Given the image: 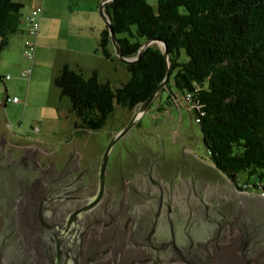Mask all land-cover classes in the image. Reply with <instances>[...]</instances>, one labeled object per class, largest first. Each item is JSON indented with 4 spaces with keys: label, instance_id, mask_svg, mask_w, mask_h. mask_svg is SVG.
Segmentation results:
<instances>
[{
    "label": "trees",
    "instance_id": "obj_1",
    "mask_svg": "<svg viewBox=\"0 0 264 264\" xmlns=\"http://www.w3.org/2000/svg\"><path fill=\"white\" fill-rule=\"evenodd\" d=\"M22 9L14 0H0V55L21 31ZM105 12L124 58H135L147 40L167 44L170 79L162 92L172 80L216 170L239 191L250 186L264 193V0H157L156 11L146 0H112ZM98 52L118 60L107 26ZM125 66L130 79L115 90L97 73L86 79L68 66L59 71L54 83L70 102L76 129L99 132L117 107L133 111L145 103L168 64L152 45ZM240 173L250 179L238 182Z\"/></svg>",
    "mask_w": 264,
    "mask_h": 264
},
{
    "label": "water",
    "instance_id": "obj_2",
    "mask_svg": "<svg viewBox=\"0 0 264 264\" xmlns=\"http://www.w3.org/2000/svg\"><path fill=\"white\" fill-rule=\"evenodd\" d=\"M111 1L103 0L100 12L117 59L134 64L148 47L163 45L166 77L109 141L102 157L99 194L82 207L68 201L79 195L61 179L46 188H27L15 180V175L0 168V264H264V199L238 193L233 182L230 188L208 192L193 182L190 192H180L184 195L180 202L161 205L157 217L140 228L130 251L117 250L111 259L103 260L108 251L91 240L97 225L94 210L103 195L110 155L170 79L168 47L162 41L147 40L135 58L122 56L105 12Z\"/></svg>",
    "mask_w": 264,
    "mask_h": 264
},
{
    "label": "rangeland",
    "instance_id": "obj_3",
    "mask_svg": "<svg viewBox=\"0 0 264 264\" xmlns=\"http://www.w3.org/2000/svg\"><path fill=\"white\" fill-rule=\"evenodd\" d=\"M146 1L157 10V0ZM101 3L102 0H47V59L36 56L31 65L24 56L25 38L21 31L10 37L8 46L2 51L0 104L6 100V96L10 99L17 97L21 103L18 107L8 103L0 111L1 122L15 139L34 146V152L37 151L43 157V162L48 156L67 154L76 148L73 156L76 164H79L83 152L88 157L95 154L93 152L97 144L101 148L106 147L109 139L129 123L138 109L128 111L117 107L107 125L99 132L75 130L71 123L78 119L70 111L69 100L62 97L55 86L57 74L54 69L60 53L70 50L71 54H76L82 49L83 38H90L93 29H105L106 24L100 12ZM154 45L164 49L163 45ZM103 62L109 68L99 70L101 82L108 83L112 90L127 82L121 71H114L113 63ZM117 64L121 66L122 63ZM30 69L32 74L28 81L21 74ZM7 76L11 78L5 81ZM168 87L155 98L141 121L117 143L116 148H126L138 141L144 145H159L167 155V161L181 167L176 181L180 187L185 181L191 180L206 192L227 189L228 180L212 164L194 114L185 108L186 101L175 89L172 80ZM175 96L179 102H175ZM180 102L181 106L178 107ZM163 156L159 158L162 163L165 161ZM248 179L246 173L237 176L240 183ZM243 194L261 198L256 191Z\"/></svg>",
    "mask_w": 264,
    "mask_h": 264
},
{
    "label": "flooded vegetation",
    "instance_id": "obj_4",
    "mask_svg": "<svg viewBox=\"0 0 264 264\" xmlns=\"http://www.w3.org/2000/svg\"><path fill=\"white\" fill-rule=\"evenodd\" d=\"M107 146L101 148L97 144L92 156L87 157L83 152L79 164L73 156L76 148L67 154L48 156L44 163L43 157L34 152L35 147L15 139L0 118V168L15 175V180L27 188H46L53 180L61 179L79 195L68 200H72L70 203L76 208L98 196L102 157ZM116 146L105 170L103 195L93 215L97 225H93L91 240L108 251L103 260L111 259L117 250L130 251L139 237L140 228L157 217L161 205L180 202L192 190L193 184L191 180L181 187L176 183L181 167L167 161V155L159 145L153 147L138 141L126 148L117 149ZM163 155L165 161L162 163L159 158ZM227 183L229 188L232 182L228 180ZM182 190L183 196L180 195Z\"/></svg>",
    "mask_w": 264,
    "mask_h": 264
},
{
    "label": "crops",
    "instance_id": "obj_5",
    "mask_svg": "<svg viewBox=\"0 0 264 264\" xmlns=\"http://www.w3.org/2000/svg\"><path fill=\"white\" fill-rule=\"evenodd\" d=\"M14 1L22 4L23 8H25L24 12H22V22L20 26L21 32L23 33V37L25 38V40L27 39L28 35H27V26H26V23L24 22V18L34 8L36 7L43 8V15L41 17V27H40V31H39V34L36 40L35 58L36 56H38V57H42L43 59H47V0H14ZM96 1L98 2L99 0H96ZM92 24H89V26L90 25L92 26ZM103 30L104 29H93V32H91L90 38H83L82 49L78 50L76 54L75 53L71 54L70 50L68 51L66 50V52L60 53V55L56 59L54 72L58 75L59 71L64 66H68L73 71L81 73L85 78H90L92 77L94 73L98 74L100 72L99 71L100 69L109 68L107 64L103 62V61H107V63H113L114 71H121V75L125 77V81H128L130 79V74L127 68L123 66L125 65V63L119 60H113V61L106 60L98 52V43H99V39H100V36ZM0 59H2L1 55H0ZM119 62L122 63L121 66H118L117 63ZM32 64L33 63H31V65ZM174 100L175 102H179L176 96L174 97ZM185 104H186L185 108L190 110V108L188 107V103L185 102ZM6 105H8V103H6L5 101L2 102L0 104V111L6 108ZM14 105H17L18 107L20 103L14 104ZM177 105L178 107H180L181 102L178 103ZM76 123L77 121H74V120L71 123L72 126H74L75 130H76L75 128Z\"/></svg>",
    "mask_w": 264,
    "mask_h": 264
},
{
    "label": "built area",
    "instance_id": "obj_6",
    "mask_svg": "<svg viewBox=\"0 0 264 264\" xmlns=\"http://www.w3.org/2000/svg\"><path fill=\"white\" fill-rule=\"evenodd\" d=\"M42 15H43V8L36 7L24 18V22L26 23L27 26V35H28L27 39L24 41V48H25L24 56L31 63H33L35 58L36 40L41 27ZM31 74L32 72L30 69L28 71L23 72L21 74V77L29 81ZM10 78H11L10 76H7L5 80H9ZM5 102L10 104L21 103V101L17 97L11 99L8 97ZM244 188L246 191H241L242 193L249 194L254 191V189H250L251 188L250 186L249 187L244 186ZM258 195H260L261 198H264L263 192L258 193Z\"/></svg>",
    "mask_w": 264,
    "mask_h": 264
}]
</instances>
